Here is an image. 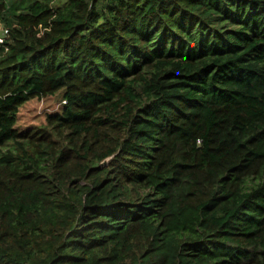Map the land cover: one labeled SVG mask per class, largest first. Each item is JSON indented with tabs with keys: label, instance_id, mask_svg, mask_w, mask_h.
<instances>
[{
	"label": "trees",
	"instance_id": "1",
	"mask_svg": "<svg viewBox=\"0 0 264 264\" xmlns=\"http://www.w3.org/2000/svg\"><path fill=\"white\" fill-rule=\"evenodd\" d=\"M0 26V264H264V0H0Z\"/></svg>",
	"mask_w": 264,
	"mask_h": 264
},
{
	"label": "rangeland",
	"instance_id": "2",
	"mask_svg": "<svg viewBox=\"0 0 264 264\" xmlns=\"http://www.w3.org/2000/svg\"><path fill=\"white\" fill-rule=\"evenodd\" d=\"M0 28L2 27L0 26ZM62 94L63 92L61 91L55 96L33 99L27 102L20 109L16 128L20 132H25L28 129L44 127L46 125L47 114L61 111L63 105Z\"/></svg>",
	"mask_w": 264,
	"mask_h": 264
},
{
	"label": "built area",
	"instance_id": "3",
	"mask_svg": "<svg viewBox=\"0 0 264 264\" xmlns=\"http://www.w3.org/2000/svg\"><path fill=\"white\" fill-rule=\"evenodd\" d=\"M0 31H3V34H4L5 36H7V30H5V29H3V28H0ZM5 38H6V37H5ZM5 38H3V37L0 36V44H2V43L4 42ZM63 104H66V102L63 101Z\"/></svg>",
	"mask_w": 264,
	"mask_h": 264
},
{
	"label": "water",
	"instance_id": "4",
	"mask_svg": "<svg viewBox=\"0 0 264 264\" xmlns=\"http://www.w3.org/2000/svg\"><path fill=\"white\" fill-rule=\"evenodd\" d=\"M0 36L3 37V38L6 37V36L3 34V31H0ZM108 161H109V159L105 160V161L102 163V165H103V166L106 165V164L108 163Z\"/></svg>",
	"mask_w": 264,
	"mask_h": 264
}]
</instances>
